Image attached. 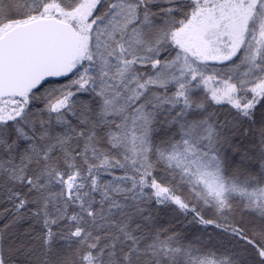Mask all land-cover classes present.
<instances>
[{"label": "snow or ice", "instance_id": "1", "mask_svg": "<svg viewBox=\"0 0 264 264\" xmlns=\"http://www.w3.org/2000/svg\"><path fill=\"white\" fill-rule=\"evenodd\" d=\"M0 264H264V0H0Z\"/></svg>", "mask_w": 264, "mask_h": 264}]
</instances>
